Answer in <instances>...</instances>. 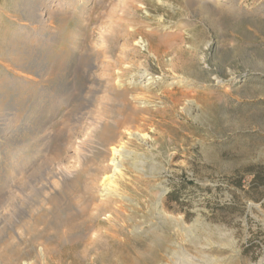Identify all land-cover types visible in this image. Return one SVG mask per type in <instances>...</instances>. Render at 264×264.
<instances>
[{
	"label": "rangeland",
	"instance_id": "1",
	"mask_svg": "<svg viewBox=\"0 0 264 264\" xmlns=\"http://www.w3.org/2000/svg\"><path fill=\"white\" fill-rule=\"evenodd\" d=\"M257 173L264 0H0V264H264Z\"/></svg>",
	"mask_w": 264,
	"mask_h": 264
},
{
	"label": "bare ground",
	"instance_id": "2",
	"mask_svg": "<svg viewBox=\"0 0 264 264\" xmlns=\"http://www.w3.org/2000/svg\"><path fill=\"white\" fill-rule=\"evenodd\" d=\"M56 3V2H55ZM40 5V4H39ZM37 8V7H36ZM41 7H39V9H40ZM35 11V10H34ZM33 11V12H34ZM36 11H38V8H37V10ZM32 12V11H31ZM43 13V12H42ZM42 13L40 14V10H39V15H38V17L39 18H42ZM33 17V16H32ZM44 17V16H43ZM42 20H43V18H42ZM44 21V20H43ZM126 22V21H125ZM123 22H121V24H122ZM130 25V24H129ZM128 28V27H127ZM131 30V29H130ZM128 35V34H127ZM134 35V34H133ZM141 39H142V37H141ZM26 45V44H25ZM24 46V45H23ZM137 46V45H136ZM135 46V47H136ZM22 47V46H21ZM147 49V48H146ZM129 50V49H128ZM27 51V50H26ZM127 51V50H126ZM132 51V50H131ZM32 52V51H31ZM18 53V52H17ZM128 53V52H127ZM30 54V53H29ZM152 54V53H151ZM108 55V54H107ZM22 56V55H21ZM98 56H100V55H98ZM12 57V56H11ZM139 57V56H138ZM109 59V58H108ZM108 59H106V60H108ZM14 60V59H13ZM110 60V59H109ZM121 60V59H120ZM27 61V60H26ZM89 61V60H88ZM16 62V61H15ZM23 62V61H22ZM42 62H44V61H42ZM109 62V61H108ZM127 62V61H126ZM18 63V62H17ZM33 63H35V62H33ZM46 63V62H45ZM113 63V62H112ZM116 63V62H115ZM114 63V65H115V67H116V64ZM36 64V63H35ZM132 64V63H131ZM131 64L130 63H125V61H123V60H121L120 61V63L118 64L119 66H123V67H121V69H117V71H115L114 70V65H113V69H110V71H109V76H107L108 77V80L107 81H112L111 80V78H115L116 79V84H120L121 85V82L122 81H125V80H127V83L129 84H131V83H135V86H133L132 87V89L133 90H142V91H149V89H150V87H152V85L155 83V81H154V79H153V77H148L149 75L147 74V71L146 70H138V71H133L132 72V67L133 66H131ZM10 65H12V64H10ZM14 65V64H13ZM133 65V64H132ZM138 65V64H137ZM136 65V66H137ZM42 66V65H41ZM111 66V65H110ZM28 67V66H27ZM31 67H33V66H31ZM88 67H90V66H88ZM141 67V66H140ZM87 68V67H86ZM91 68V67H90ZM89 68V69H90ZM111 68V67H110ZM134 68V67H133ZM20 69V68H19ZM27 69V68H26ZM29 69V68H28ZM34 70V69H33ZM20 71V70H19ZM22 71V70H21ZM25 71V70H24ZM89 71V70H88ZM29 72V71H28ZM19 73V72H18ZM41 73V72H40ZM42 74V73H41ZM43 76V75H42ZM84 77V76H83ZM106 77V78H107ZM39 80V79H38ZM117 81H118V83H117ZM94 83V82H93ZM98 84V83H97ZM111 84V83H110ZM122 84H124V83H122ZM129 84V85H130ZM124 86V85H123ZM122 86V87H123ZM167 88V87H166ZM121 89V88H120ZM131 89V88H130ZM152 91V90H151ZM88 92V91H87ZM136 92V91H135ZM134 92V93H135ZM139 94H142V93H138V94H134L133 95V100H139V97L141 96V95H139ZM95 97V96H94ZM142 98V97H141ZM85 100H87V99H85ZM92 100V99H91ZM94 100V99H93ZM91 102V101H90ZM134 103V102H133ZM84 104H85V102H84ZM85 106V105H84ZM83 106V107H84ZM88 106V105H87ZM86 106V107H87ZM144 109V108H143ZM95 110H96V108H95ZM88 117V116H87ZM90 117V116H89ZM98 118V117H97ZM145 118V117H144ZM79 119V118H78ZM100 119V118H99ZM148 119V118H147ZM92 121V120H91ZM90 121V124H89V126L88 127H91L90 129L91 130H93L96 126V122H94V121H92L91 122ZM96 121V120H95ZM85 122V121H84ZM99 122H100V120H99ZM98 122V123H99ZM88 123V122H87ZM86 124V123H85ZM3 126V125H2ZM9 126V125H8ZM125 126V125H124ZM4 127V126H3ZM7 128V127H6ZM130 128V127H129ZM6 130V129H5ZM96 130H97V128H96ZM96 130H93V131H96ZM86 131H87V129H86ZM127 131H129V130H127ZM9 133V128L7 129V131L6 132H4V135H6V134H8ZM89 133H90V131H89ZM91 134V133H90ZM129 134L130 135H132V133L131 132H129ZM142 135V134H141ZM87 136V135H86ZM133 136V135H132ZM143 136H145V135H143ZM129 137V136H128ZM91 138V137H90ZM130 139V138H129ZM143 140V139H142ZM146 140V139H145ZM83 141V140H82ZM86 141H88L87 140V138H86ZM78 143H81V141L80 142H78ZM77 143V144H78ZM112 144V143H111ZM128 144V143H127ZM81 145V144H80ZM114 145V144H113ZM122 146L123 145H119V147L117 146V147H114V146H111V148H110V150H111V156H112V158L110 159L111 160V163H110V165H111V174H109V172H108V174L107 175H105L104 176V178H103V180H102V185H104V184H106V187L108 186L109 188L111 187V189H112V192H113V190H116L117 188L119 189V187H118V181H117V179H118V177H116L117 175H121L122 176V173H121V164H120V160H122L121 159V157H123V153L125 152V149H123L124 148V146H123V148H122ZM79 147H83V144L81 145V146H79ZM95 147V146H94ZM93 147V148H94ZM78 150H80L79 148H77ZM87 149H89V148H87ZM127 149V148H126ZM81 151V150H80ZM86 152H88V151H86ZM128 153V152H127ZM107 154V153H106ZM87 155V154H86ZM125 155V154H124ZM128 155V154H127ZM131 155V154H130ZM78 156H80V155H78ZM110 156V157H111ZM139 156V155H138ZM128 158V157H127ZM79 159H81V158H79ZM83 159V158H82ZM84 161V160H83ZM107 166V165H106ZM105 167V166H104ZM110 168V167H109ZM108 168V169H109ZM106 169H107V167H106ZM103 172V171H102ZM107 172V171H106ZM71 174V173H70ZM63 178V177H62ZM68 179V178H67ZM120 180V179H119ZM43 184V183H42ZM105 186V185H104ZM102 188H104V187H102ZM117 189V190H118ZM110 190V189H109ZM120 190V189H119ZM19 191V190H18ZM16 192V191H15ZM41 192V191H40ZM115 192V191H114ZM20 195H21V193H20ZM195 259L193 258V257H191V256H189V257H185V258H183V259H181V261H180V263H178V264H195Z\"/></svg>",
	"mask_w": 264,
	"mask_h": 264
},
{
	"label": "trees",
	"instance_id": "3",
	"mask_svg": "<svg viewBox=\"0 0 264 264\" xmlns=\"http://www.w3.org/2000/svg\"><path fill=\"white\" fill-rule=\"evenodd\" d=\"M255 178L264 180V173H257V174H255ZM172 200L174 201V199H172Z\"/></svg>",
	"mask_w": 264,
	"mask_h": 264
}]
</instances>
